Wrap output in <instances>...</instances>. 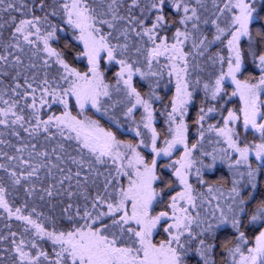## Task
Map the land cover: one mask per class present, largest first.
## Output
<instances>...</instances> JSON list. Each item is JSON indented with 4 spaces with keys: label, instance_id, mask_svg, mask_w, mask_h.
<instances>
[{
    "label": "snow or ice",
    "instance_id": "1",
    "mask_svg": "<svg viewBox=\"0 0 264 264\" xmlns=\"http://www.w3.org/2000/svg\"><path fill=\"white\" fill-rule=\"evenodd\" d=\"M124 7L125 0H99L98 7H93L89 0H51V3L48 0H33L31 4L21 3L19 6L14 3V0H0V12L13 10L21 13L18 21L15 16L10 17L13 30L7 43L0 38V46L6 50L13 48L23 51L22 40L24 44L34 49L33 56L43 51L48 57V59H43L45 75L37 86H33L36 79L35 74L32 82H28V78L25 77L26 89L22 99H25L26 106L32 110L31 118L27 121L30 127H24L25 117L13 110L17 107V102L9 104L8 101H4V104L8 105L6 108H0V125L9 123L19 125L33 139L43 132L45 140H53L58 135L65 141L75 142L74 148L71 144L66 146L63 142H59L51 152L37 151L36 144H25L16 151L23 153L31 148L32 151H29L27 160L22 156L5 154L9 161H19L20 174L15 170L9 172V179L13 185H21L22 181H30L33 176L39 178L38 173L41 168L48 169L49 177L53 175V170L57 169L61 174L60 178L55 184H49L41 191L49 198L66 195L70 201L63 208V215L71 222V227L67 230H57L55 221H53V228L50 231L40 220L33 219L31 215H23L21 208L17 207L13 211L5 199L4 187L0 186V208L7 212L10 218L15 216L17 220L30 226L34 230L35 238L46 239L51 244V252H49L39 245L36 239L30 242L21 240L19 243L13 239L12 252L15 255L11 258L12 264H185L183 257L193 251L194 241H198L194 247L195 255L199 257L197 264L200 262L216 264L214 259L216 246L209 242V234L215 238L214 229L221 225L230 226L235 233L233 239L225 241L222 245L226 256L223 264H264V195L257 200L252 191H247V195L244 194L248 188L257 189L258 173L264 172V122L257 119L259 116L261 120H264V113L260 111L261 105L258 103L257 94L258 89L264 86V51L258 55L252 52L261 72L258 84H250L248 80L241 81L236 77L241 70L242 57L239 44L241 37L248 36L251 40L249 24L254 18V13L261 20H264V16H261L248 0H225L224 7L217 9V16L225 12L232 13L231 20L225 27L220 26L218 19L211 21L207 18L202 19L198 9L205 8L203 0H194V4L193 0H129L126 14L122 15L121 11ZM137 8L140 9V16L134 12ZM165 9L170 11L166 13ZM261 10L264 11V4ZM37 11L43 12L44 15H36ZM61 11L65 22L79 32L77 38L84 45L81 55L87 57L88 60L87 72L82 73L71 67L63 58L62 53L50 46L49 41L55 38L57 25L52 23L49 17H56L61 14ZM144 13L151 14L150 26L145 23L149 17L144 16ZM121 22H123L122 26H120ZM201 22L205 25L210 22L215 28L211 40L201 31ZM42 24L48 25V30L43 34H41ZM189 24H191V29L188 27ZM105 25L110 31H103ZM173 26H175V31L171 38L167 35H160L162 31H167ZM3 27L4 25L0 24V28ZM114 32L117 33L115 39L119 41L120 37H123L124 43L113 44L111 42ZM130 33H135L142 43L144 37H147V42L151 45L147 48H135V52L140 56L147 53L144 56L147 71L137 67L139 61L130 59L128 55ZM226 33H230V38L227 39L228 72L226 74L222 72L216 79L212 99H216L221 91V82L225 76L231 77L244 104L241 109L244 129L247 131L250 128L259 133L260 142L245 144L241 147L240 134L233 127L238 117L231 110L224 118L223 127L208 126L207 130L223 138L228 149L237 153L238 156L235 164L229 165L230 168H235V171L231 187L227 188V195L225 196L222 190L226 184H220L219 187L209 186L208 193L212 194V199L218 201L211 214V219L215 221V224L209 222L206 227H201L204 220L199 214L193 216L190 212V208L197 207L195 203L197 195H194L193 186L188 183V170L194 165L192 150L197 148L199 142L189 147L186 136L188 125L184 117L187 114V104L192 96V93L188 91L189 85L186 79L189 70L188 57L193 54L204 56L214 42L223 43L222 37H225ZM33 36L36 37L35 40L32 39ZM37 40L42 41V49L37 45ZM189 41L192 45V52L185 51V45ZM102 52L106 53L108 61H115L120 66L119 71L115 73V85L105 82L104 73L100 68ZM162 56L168 61L164 67H170L169 76L175 75L176 77L177 87L176 94L171 100V110L167 112L169 134L172 138L164 141L166 147L158 149L156 147L157 132L152 127L151 99L155 93L152 91L142 95L134 85L133 77L139 75L145 79L149 76L160 75L153 71V63H159V58ZM51 58H55V63L63 69L62 72H58V80L48 79L47 69L51 67ZM209 59L215 63L216 57H209ZM219 59L223 61L224 58L220 56ZM0 62L8 64V56L0 55ZM20 64V57L17 56L15 64L11 66ZM28 67L35 68L36 64L31 63ZM16 75L19 76L20 72L17 71ZM15 79L16 76L13 77V80ZM62 83L67 86L62 87ZM121 84L123 88L120 87ZM19 87L20 85L17 84L16 88ZM113 88L117 92H123L127 103L131 104V107L125 104L123 112L125 117L131 118L137 106L143 108L144 115L141 123L151 131L152 151L156 155L162 152L170 156L176 145L184 146V154L174 161V164L178 165L174 174L183 185V191L171 197V203L168 205L172 209L170 217L166 211L156 216H151L149 212L154 198L158 195L152 187L153 181L158 178L155 174V158L151 165H148L137 151L136 145L117 140L114 133L102 127L98 120L84 116L86 106L90 105L96 112L118 123V117L111 112V109L116 108L122 101L107 104L104 100V98L111 99ZM205 88H208L207 84ZM28 89L31 91L29 92ZM13 91L15 93V89ZM37 92H39V104L37 103ZM233 95H236V92H233ZM29 96L32 102L27 104ZM72 98L75 99V104L80 110L77 115H73L70 110ZM155 98L159 99L158 96ZM54 104L63 107L61 114H52L47 119H42L40 109L45 105ZM213 111H215L213 107H209L207 112L201 107L195 123L202 126L208 113ZM81 116L83 119L79 118ZM32 120L35 121L34 124L31 123ZM52 128H55L56 132L49 135ZM138 128L139 124H137ZM137 129L133 130L136 131L137 136H140L141 133ZM200 136L201 138L204 136L202 127ZM69 149L78 155H72ZM223 151L225 156L229 155L227 150ZM253 153L256 160L260 162L256 167L249 161ZM202 155L208 156L212 153L204 152ZM52 156H55V162ZM85 156L89 158L86 159ZM215 158L213 156L214 160ZM109 162L114 166L115 175L109 171L105 176L95 167L106 165ZM69 165L75 166V171ZM241 166L246 170L241 171ZM0 169L8 171L4 164H0ZM129 169L132 171L129 172ZM101 176H103L102 191L98 184ZM121 176L129 178L127 187L119 185ZM66 181L68 182L67 187H65ZM73 181L76 191H73ZM89 181H91V187L96 189L95 194L90 191ZM24 191L31 196L35 189L26 187ZM216 192L219 193L218 196L214 194ZM76 196L83 200V207L76 204L73 212L71 201ZM200 198L203 200L205 197L200 194ZM129 203L131 204L130 210ZM217 212L219 216L216 215ZM36 215L41 214L36 213ZM164 217H169L173 221L165 228L169 238L156 245L152 243V231ZM193 224L201 227L199 233L193 232ZM247 228L259 229L254 242L248 239L245 231ZM28 230L25 228V231ZM185 233H187V239H182ZM11 236L15 237L16 233H11ZM3 239L5 237L0 236V240ZM28 243L31 249L35 250L34 253L25 251Z\"/></svg>",
    "mask_w": 264,
    "mask_h": 264
},
{
    "label": "trees",
    "instance_id": "2",
    "mask_svg": "<svg viewBox=\"0 0 264 264\" xmlns=\"http://www.w3.org/2000/svg\"><path fill=\"white\" fill-rule=\"evenodd\" d=\"M32 2L33 0H14V3L17 6L21 3L31 4ZM48 2L51 3V0H48ZM89 2L93 7H98L99 5V0H95V2H93V0H89ZM128 2L129 0H125V7L121 11L122 15L126 14ZM248 2L250 5H254L256 7L261 16H264V11L261 10L264 0H248ZM203 3L207 10H205V8L198 9L201 13L202 19L207 18L209 21L212 19H218L221 27H225L231 20V12H225L219 16L216 14L217 9L224 7L225 0H215V2L214 0H203ZM165 11L167 13L170 10L165 9ZM134 12L137 16L141 15L139 8L135 9ZM35 14L40 16L44 15V13L40 11H37ZM11 16H15L18 21L21 18V13L13 10L0 12V24L4 25L3 28H0V38H2L5 43L8 42V38L13 30V25L10 21ZM144 16L149 17L145 23L150 26L151 14L144 13ZM49 19L52 23L57 25V33L55 38L49 41L50 46L61 52L63 58L71 67L76 68L82 73L87 72L88 62L86 61L85 56L81 55L84 48L79 43L77 38L78 31L65 22L62 11L60 15L56 17H49ZM122 24L123 22H121L120 26H122ZM188 27L191 29V24H189ZM200 28L201 31L211 40L215 33V28L212 24L209 22V24L205 25L201 22ZM46 30H48V25L42 24L41 34H43ZM249 30L252 39L249 40L248 36H244L241 37L239 42L241 48L242 69L237 77L239 80H248L249 82H253L261 74L260 69L257 67L258 61L254 59L252 52H255L258 55L261 51H264V20H261L254 13V20L250 23ZM103 31L108 32L110 29H108L105 25L103 26ZM174 31L175 26L170 27L167 31H162L160 35H167L171 38ZM116 35L117 33L114 32L111 42L113 44L118 42L124 43L123 37H120L119 41H117V39H115ZM229 38L230 33H226V36L222 37L223 43L221 41L214 42L205 52L204 56H197L193 54L188 57L189 70L186 79L189 85L188 91L192 93V96L187 105V114L184 118L186 124L188 125L187 139L191 143L193 138H196V141L199 138V150H207V153H212V155L216 157L215 162H213L214 164H210L204 157L199 155L196 160V165H193L190 169L191 172L188 177L190 184L193 186L194 195H197L195 203L198 207L192 209V212L195 216L199 214L200 218L204 220V224L201 227L207 226L210 222L208 217L212 214V207L210 206L212 202L210 197L212 194L208 193L209 186L219 187L220 184H226V187L222 189L226 196L227 188L231 187V181L234 178L232 170H235V168H230L229 165H234L237 158V153L232 152L230 149L229 155L225 156L223 151V138L218 137L215 132L207 130L209 125L223 127L224 118L227 117L229 110H231L238 117L233 127H235L236 131L240 134L239 122L242 106L238 97L233 96L234 87L222 81L221 91L217 94L216 99H212V92L216 87V79L222 72L225 74L228 72L229 52L227 48V39ZM32 39L35 40L36 37L33 36ZM36 43L41 49L43 48L42 41L37 40ZM21 44L24 49L23 51L13 48H8L6 50L3 46H0V55L8 56V64L0 62V96H2V99H0V108H6L8 106L4 104V101H8L9 104L17 102V107L13 110L16 111L18 115H23L25 117L26 122L24 127H30L27 121L31 118L32 110L26 106L25 99H22L23 93L26 89L25 77L28 78V82H32L33 75L35 74L36 79L33 86H37L45 75L43 59H48V57L43 51L39 52L37 56H33L32 53L34 49L27 44H24L22 40ZM129 47L130 51L128 55L130 59L138 60L139 63L137 64V67H141L147 71L146 61L144 60V56H146L147 53L145 52L144 56H140L135 52L136 47H151V45L147 42V37H144L142 43L140 38L137 37L135 33H130ZM185 51L192 52V45L190 41L185 45ZM9 53H11V55H9ZM17 56L20 57L21 64L11 66L15 64V58ZM220 56L224 58L223 61L219 59ZM209 57H216L215 63H213ZM31 63H35L36 67H28ZM50 63L51 67L47 69L48 79L50 81H53L54 79L58 80V72H62L63 69L55 63V58H51ZM166 64H168V61L162 56L159 58V63H153V71L160 73V75L156 77L149 76L145 79H142L139 75H135L133 77V83L142 95L145 93H151L152 91L155 93V96L151 99V103L153 106L154 118L156 120V129L160 137L166 136L165 123H167V112L171 110V100L176 91L175 75L169 76L170 67H164ZM100 68L104 73L105 82L110 85H115V73L119 71L120 66L116 64L115 61H108L106 53H103L100 59ZM17 71L20 72L19 76L16 75ZM14 76H16L15 80H13ZM17 84L20 85L19 88H16ZM206 84L208 85L207 89L205 88ZM61 86L66 87L67 85L62 83ZM120 87L123 88V85L121 84ZM13 89H15V93ZM28 91L30 92L31 90L28 89ZM111 91V99L109 100L108 98H104V100L107 104H112L115 101H122V103L118 104L116 108L111 109V112L118 117V123L113 122L102 113L96 112V110L91 108V106L85 108L84 116L98 120L102 127L106 130L112 131L116 138L121 141L131 142L134 144L139 143L136 131L133 129H137V124L140 122V111L137 110L133 112L132 118L125 117L123 115V112L125 111V104H127L128 107H131V104L127 103L123 92H117L115 88ZM36 96L37 103L39 104V92L36 93ZM156 96H158L159 99H156ZM31 102V96L27 97V104H30ZM201 107L205 109V112H207L209 107H213L215 109V111L208 113L205 121L202 122V126L195 123ZM70 110L73 115H77L80 111L75 104L74 98L70 101ZM62 111L63 107L59 104L51 106L45 105L40 109V114L42 119H47L49 115H59ZM11 118L12 117L10 116V119ZM79 118L83 119V116ZM132 119L133 121L131 122ZM31 123L34 124L35 121L32 120ZM201 127L204 131L203 138L200 136ZM137 130L141 133L139 137L141 141L143 140L142 144H146L147 138L142 135L144 130L140 127ZM14 132L17 134L14 135ZM55 132L56 129L52 128L50 129L49 135ZM248 133H244L242 136L240 135V145L244 143L245 139L249 140L247 139V136H250ZM44 136L45 134L41 132L37 138L33 139L28 135V133L24 132L19 125H11V123L8 125H0V141H3V143H0V164H4L8 169V171L0 169V186L4 187L5 199L13 211H15L17 207L21 208L23 215H31L33 219L40 220L50 231L53 228V221H55L57 230H67L71 227V222L63 215V208L70 202L68 197L64 195L49 198L41 191V189L47 188L49 184H55L60 178L61 174L57 169H54L53 175L49 177L48 169L41 168L38 173L39 178H37V176H33L30 181H22L21 185H13L9 179L10 171L15 170L18 174H20V165L19 161H9L5 154H7V156H22L23 159L27 160L29 159V151H32L31 148L26 149L23 153H17L16 151L17 148L23 147L25 144H36L37 151L47 150L48 152H51L52 148L59 142H63L66 146L71 144L73 148L75 147L74 141H65L58 135L53 140H45ZM226 149H228L227 145ZM69 151L72 155H78L71 149H69ZM199 154H201V152ZM207 157L211 158L210 155ZM85 158L88 159L89 157L85 156ZM52 159L55 162V156H52ZM249 161L254 167L259 165L253 162L252 157H249ZM61 167H64V165H61ZM71 167H73V171H75V166ZM95 167L105 176L108 175L109 171L115 175V169L111 162L106 165H96ZM167 167V162L163 160L158 161L155 167L156 175L158 177V181L155 184V190L160 193L162 197L161 203L156 204V206L149 211L152 215H158L159 212H162L167 207L166 203L169 202L170 197L178 190L173 174ZM197 169H199V173H197ZM127 178V176H121L119 178V185L126 187ZM201 180H203V183H201ZM67 184L68 182L66 181L65 187H67ZM98 184L100 185V190L102 191L103 176L99 178ZM89 185L90 191L95 194L96 189L95 187H91V181H89ZM119 185H116V187H119ZM26 187H34V194L28 196L24 191ZM57 190L61 191V189ZM73 191H76L74 181ZM247 191H252L257 200L264 195V172L258 173L257 189L253 190L248 188L244 192L245 195H247ZM200 194L204 195L205 198L203 200L200 198ZM214 194L219 195L218 192ZM41 196H43V199H41ZM71 202L73 203V212L76 204H80L81 207H83V200L78 196L73 197ZM216 203H218V201H216ZM253 203H255V201H253ZM33 209H35V212H33ZM36 213H40L41 215L37 216ZM80 223H83V221H80ZM163 225L164 222L159 224V228L152 239L154 243H159L167 239L166 234L163 232ZM133 227H135V225H133ZM201 227H197L196 224L192 225L193 232H200ZM25 228H28L29 230L25 231ZM33 231L34 230L31 229L30 226L25 225L23 221L17 220L15 216L10 218L8 213L0 208V236L5 237V239L0 240V258H2L0 259V264H12L11 258L15 255V253L12 252L13 239H15L17 243L21 240L30 242L33 239H36L39 245H41L45 250L51 252L50 242L46 239L40 240L39 238H35L33 236ZM245 231L248 234V239L254 242V237L258 234L259 229L247 228ZM13 232L16 233L15 237L11 236V233ZM214 234L215 238H212V234H209V242L216 246L214 250V259L216 260V264H223L226 256L223 252L222 245L225 241L233 239L235 233L230 226L221 225L219 228L214 229ZM182 239H187V233H185V237ZM196 243H198V241L193 242V251L183 257L185 264H197L199 261V257L196 256L194 252ZM25 251L35 252L34 249H31L30 243L26 244ZM200 264H202V262H200Z\"/></svg>",
    "mask_w": 264,
    "mask_h": 264
},
{
    "label": "rangeland",
    "instance_id": "3",
    "mask_svg": "<svg viewBox=\"0 0 264 264\" xmlns=\"http://www.w3.org/2000/svg\"><path fill=\"white\" fill-rule=\"evenodd\" d=\"M254 20V18L252 19V21ZM252 21H250V23L252 22ZM250 25V24H249ZM78 31V30H77ZM77 36H79V32H78V35ZM79 40V39H78ZM79 43L82 45V47L84 48V45H83V43L79 40ZM102 54H103V52L101 53V56H102ZM86 58V61L88 62V60H87V57H85ZM241 69H242V61H241ZM241 71V70H240ZM240 72H238L237 74H236V77L238 76V74H239ZM261 75V74H260ZM260 75H259V77L255 80V81H253V82H249L250 84H258V82H259V78H260ZM175 79H176V77H175ZM237 79H238V77H237ZM176 81V80H175ZM224 82H226V83H228V84H230V85H232L233 87H234V89H233V92H236V95H233L234 97H238V99H239V101H240V103H241V109L244 107V104H243V102L241 101V98H240V94H239V92L237 91V86L233 83V81H232V79H231V77H229V76H225V79L223 80ZM241 81H243V80H241ZM176 87H177V84H176ZM175 94H176V91H175ZM258 103L261 105V108H260V111L262 112V113H264V86H261L259 89H258ZM175 96V95H174ZM190 101V100H189ZM189 103V102H188ZM188 105V104H187ZM88 106H90V105H88ZM88 106H86V107H88ZM137 110H139L140 111V122H139V127L140 128H142L144 131H143V136L145 137V138H147L146 139V144H142L141 143V140H140V137L138 136V139H139V143H137V144H134V143H132L133 145H136L137 146V151L140 153V155L144 158V161L148 164V165H151V163H152V160L155 158V160H156V164L158 163V161H160V160H163V161H165V162H167V165H168V169L169 170H171V172H172V174H173V178L175 179V183H176V185L178 186V190L172 195V196H174V195H176L178 192H181V191H183V185H181V183H180V181L178 180V178L175 176V169H176V167H178V165H176V164H174V161H176V160H178L183 154H184V146L182 145V144H178V145H176L173 149H172V153H171V155L170 156H166V155H164L162 152H161V154L160 155H156V153H154L153 151H152V134H151V131L149 130V129H147V128H145L144 126H143V123H141V118H142V116L144 115V110H143V108L142 107H140V106H137V108L136 109H134V111L133 112H135V111H137ZM241 117H240V122H239V131H240V135L242 136L244 133H248V134H250V136L248 137L247 136V139H249V140H246V144H255V143H259L260 142V137H259V133H256V132H254L253 130H251L250 128L247 130V131H245V129H244V125H243V113L241 112V115H240ZM132 118V117H131ZM185 118V117H184ZM260 117L258 116L257 117V119H258V121H264V120H261V118L259 119ZM133 121V119L131 120V122ZM166 124V127H165V133H166V136H162V137H160L159 136V134H158V132H157V129H156V120H155V118H154V113H153V121H152V127L153 128H155V130H156V132H157V141H156V147L158 148V149H161V148H164V147H166V145H165V143H164V141L166 140V139H171L172 137H171V135L169 134V125H168V123H165ZM186 136H187V133H186ZM254 137H256V138H254ZM144 138V139H145ZM117 140H119V139H117ZM245 140H244V143H242V145H241V147H243L244 145H245ZM119 141H121V140H119ZM124 142H126V141H124ZM187 143H188V141H187ZM143 150H145L146 151V153H145V151H143ZM237 156H238V154H237ZM250 157H252L253 158V162L254 163H256V164H259L260 162L259 161H257L256 160V157H255V154L253 153V154H251L250 155ZM156 167V166H155ZM240 170L241 171H245L246 169L243 167V166H241L240 167ZM129 171L131 172L132 170L131 169H129ZM233 172L235 171L234 169L232 170ZM191 171H190V169L188 170V177H189V173H190ZM155 174H156V170H155ZM157 176V175H156ZM157 181H158V178L155 180V181H153V185H152V187L155 189V184L157 183ZM128 183H129V179L127 178V184H126V187H127V185H128ZM188 183H190L189 182V179H188ZM156 191V190H155ZM157 192V191H156ZM158 193V192H157ZM215 195H217L218 196V194H215ZM171 196V197H172ZM161 195H160V193H158V195L154 198V200H153V202H152V205L150 206V209H149V211H151L155 206H156V204H160L161 203ZM171 197H170V199H169V202H167L166 204H167V207L163 210V211H166V212H168L169 213V217L171 216V214H172V209L171 208H169L168 207V205L171 203ZM217 201V200H216ZM216 201L214 200V199H212V202H211V207H212V209H213V207L217 204L216 203ZM181 203H183V202H181ZM128 207H129V210H130V208H131V204L129 203V205H128ZM190 212H191V214L193 215V216H195V214L192 212V208H190ZM160 213V212H159ZM150 215L151 216H156V215H152L151 213H150ZM216 215L217 216H219V213L217 212L216 213ZM169 217H164V218H162L161 219V221L157 224V226L153 229V231H152V239H153V237H154V234L156 233V231H157V229L159 228L158 226H159V224L161 223V222H164V225H163V232H164V234H166V237H167V239L169 238V234L167 233V232H165V228L166 227H168V225H170L173 221L169 218ZM211 214H210V216L208 217L209 218V221L211 222V223H213V224H215V221L214 220H212L211 218ZM194 225V224H193ZM199 233V232H198ZM166 239V240H167ZM165 240V241H166ZM152 243H154L153 242V240H152ZM160 243V242H159ZM159 243H154V244H156V245H159Z\"/></svg>",
    "mask_w": 264,
    "mask_h": 264
},
{
    "label": "flooded vegetation",
    "instance_id": "4",
    "mask_svg": "<svg viewBox=\"0 0 264 264\" xmlns=\"http://www.w3.org/2000/svg\"><path fill=\"white\" fill-rule=\"evenodd\" d=\"M242 118V117H241ZM260 119V118H259ZM261 122H264V121H261ZM257 133V132H256ZM199 138L197 139V141L199 142ZM187 141H188V146L189 147H191V145L193 144V143H197V141H196V138H193L192 139V142L190 143V141L187 139ZM226 143L224 142V150H227L228 152H229V149H226ZM213 148V147H212ZM207 150H199V148H198V146H197V148L196 149H193L192 150V158H193V160H194V165H196V160H197V157L200 155V156H202V157H204L205 159H206V161L208 162V163H210V164H214L213 162H215V160L213 161V155H210L211 156V158L210 157H207V156H205V155H202V153H204V152H206ZM201 152V154H199ZM212 161V162H211ZM213 166V165H212ZM211 199H212V196L210 197ZM198 207V206H197ZM196 207V208H197Z\"/></svg>",
    "mask_w": 264,
    "mask_h": 264
}]
</instances>
